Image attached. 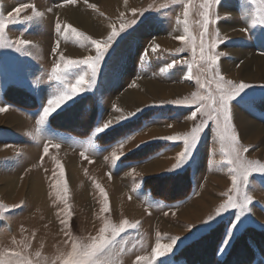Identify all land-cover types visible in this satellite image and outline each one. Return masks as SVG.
<instances>
[{"label":"rangeland","instance_id":"374dc122","mask_svg":"<svg viewBox=\"0 0 264 264\" xmlns=\"http://www.w3.org/2000/svg\"><path fill=\"white\" fill-rule=\"evenodd\" d=\"M203 2L76 0L69 4L67 0H0V14L5 21L9 13L16 15L21 4L32 5L21 11V20L40 13L33 21L8 25L0 41L13 44L0 47V108L6 109L0 112V236L7 235L10 241L0 238V264H71L76 258L73 243L79 251L93 237H99L106 224L110 230L124 220L137 227L126 228L100 254L98 264H264V174L252 172L247 185L241 184V190L251 197L243 217L236 215L237 209H229L206 223L217 211L214 205L209 206L216 199L207 191L181 210L179 205H167V200L183 196L184 186L188 189L187 175L148 178L155 192L152 196L158 202L143 200L138 207L134 202L141 195L131 193L133 182L129 183L120 172L127 168L124 163L137 157L136 153L164 150L170 143L164 137L190 138L202 121L190 160H195L200 169L214 170L219 163H225L227 170L235 167L226 162L230 158L228 145L219 139L216 122L201 113L195 120L189 119L199 106L193 102V93L206 96L215 90V84L207 83L210 73L200 68L204 63L199 54ZM185 5L189 9L187 17ZM261 9L264 4L260 0H249L247 4L242 0H220L219 5H212L210 20L215 22L209 24L204 37L205 45L215 41L213 51L221 54L215 71L225 80L249 85L230 102L232 130L239 145L248 149L244 159L258 165H264ZM58 22L60 32L56 31ZM68 25L85 38L73 36ZM113 30L119 34L109 42L90 89L87 83L81 86V91L70 95L38 123L48 100L61 92L70 94L77 75L86 70L83 65L74 67L61 73L64 82L56 80L52 69L57 63L63 67L61 53L73 60L94 57L96 48L86 37L100 40L103 46ZM179 36L186 39L181 41ZM21 39L29 44L17 51L16 41ZM57 42L59 48L53 52ZM109 121L107 129L95 132ZM143 126L150 136H142L145 141L141 151L122 154L126 147L116 150L121 139ZM173 143L177 149H184L183 139ZM113 152L122 155L119 160L109 158ZM157 164L147 172L156 171L160 162ZM232 177L228 191L234 196ZM198 179L206 181L205 177ZM213 180L223 181L220 177ZM200 215L203 217L198 226L187 227L194 231H178L187 225L182 220L193 221ZM236 219L240 222L232 228ZM250 226L256 233L239 235ZM201 228L204 233L193 237ZM174 237L178 239L172 244ZM6 244H20L19 252L5 253L2 247ZM157 244H171V251L161 248L164 255H158L153 251Z\"/></svg>","mask_w":264,"mask_h":264},{"label":"snow or ice","instance_id":"6c2138e0","mask_svg":"<svg viewBox=\"0 0 264 264\" xmlns=\"http://www.w3.org/2000/svg\"><path fill=\"white\" fill-rule=\"evenodd\" d=\"M69 4H75L76 0H67ZM127 2V0H125ZM249 0H242L243 4H247ZM252 3H255L256 0H251ZM262 4H264V0H260ZM189 3H191V0H189ZM220 4V0H204V2L200 5V8L203 9L201 12V15L203 17V20L200 22V27L202 28V31L200 33V44H199V54H200V60L204 62L201 64L200 68L201 71H207L210 73V77L207 81L208 85L215 84V90L209 92L206 96L198 95L196 93H193V102L198 103V107L195 111L191 113V116L189 119L195 120L197 118V114L201 113L203 116H206L210 120H214L217 125L218 129V136L219 139L223 142H226L228 145L227 155L230 157L227 159V163L229 165L235 164V167L233 169L234 175L232 177V192L235 193V195H229L228 200L226 203L221 204L220 207L217 209L215 216H209L207 222L215 221L218 217H221L223 213L227 212L229 209H237V216L243 217L245 213L249 210V204L251 203V197L247 194L246 191L241 190V184L247 185L249 181V176L252 172H259L261 174H264V165H258L254 162L247 161L243 157V153L247 152V148H243L239 145L238 139L232 130V116L230 111V102L242 91L247 88H249V85L246 83H234L232 80H225L224 76L220 75L218 71H215V68L217 66V60L219 59L220 53H216L213 50L216 48V42L213 41L211 44L205 45L204 37L208 35V28L210 23H214L215 21L210 20L211 16V8L212 5ZM32 7V5L29 4H21L20 7L16 9V15H12L11 13L8 14V18L5 21V18L2 14H0V41H3L4 39V32L8 25L16 24V23H25L29 21H33L35 17H38L40 15L39 12H36L34 16H24L23 20L19 18V15L23 9ZM91 7H95V5H91ZM261 12H264V9L260 10ZM189 14L188 6H184V16L187 17ZM123 16V13L121 14ZM134 23V21H133ZM260 23H264V15H261ZM186 24V20H185ZM68 28L71 29L72 35L75 36L78 39L85 38L84 34L81 32H78L76 29L72 28L71 25H68ZM62 29L60 27L59 22L56 25V31L60 32ZM123 28H121V31ZM185 32L188 31L187 27H185ZM119 33L115 30L111 32L110 35H108L106 41L104 42L103 46H101V41L92 39L91 37H86L88 41H90L91 45L95 46L96 48V55L94 57L89 56L85 57L83 59L79 60H73V59H65L63 54L61 53V60L63 61V67L59 63H57L53 69V77L61 82H64V78L61 75V73L68 72L69 69L74 67H80L81 65L86 66V70L81 71L77 77L75 85L71 88V93L68 92H61L56 97L49 99L47 104V107L43 108V114L40 116V121L38 123L43 122L52 112H54L57 108L60 107L62 103L66 99L70 98V95H75L77 92L82 90L81 86H84L86 83L90 89V86L94 83L95 77L99 70V63L104 58V54L108 49L109 42H111L114 37H116ZM179 40L184 41L186 38L185 36H179L177 37ZM192 43V50L193 55H196V45L195 41H191ZM29 44V41L27 40H18L16 41V47L17 51H20L23 46H26ZM0 47H13L12 43H2L0 42ZM158 47V45L156 46ZM156 47L153 48V51L156 50ZM59 48V42H57V45L55 48H53V52L57 51ZM85 77H88V81H85ZM189 79H192V76L190 75L188 77ZM197 83L200 84L201 88L205 87V84L200 83L199 78H197ZM210 101V103H208ZM181 103V101H169V103ZM6 109L0 108V112L5 111ZM140 109H137V112H139ZM129 116L135 115V113H129ZM109 123H106L103 125V127H97L95 129L96 133L103 132L104 129H107L109 127ZM203 121L201 126L195 127L191 134L190 138L188 136L185 137H178V136H169L164 137V139L167 140H178L183 139L184 140V151L180 154V157L178 158L177 165L174 167H180L183 163L187 162V158L191 154L192 150L195 148L197 141L199 139L198 133L202 131ZM125 141H120V145L123 146V143ZM56 147H59V145H56ZM44 152H48V148H44ZM83 154V153H82ZM113 157L115 159H118L116 157V153H112ZM61 174H63V169H61ZM101 192L103 193V189H101ZM107 197L105 196V200ZM107 211V207L104 209ZM240 222L239 219H236V223H233L231 225L232 228L236 227V224ZM137 227V224H129L127 220H124L119 227L111 226L109 230V225L106 224L104 228L100 229V235L99 237H93L92 242L84 247H80V250L77 251V248L79 247L75 243H73V252L75 254V259L71 262V264H98V259L100 254H102L105 249H107L110 245L114 243L116 238L123 232L126 231V228H135ZM109 232L108 236H105V232ZM178 238H172V244H175ZM161 248H164V251H171V244L167 246H162L160 244H157L156 248L153 249L154 253L158 255H164V251H160ZM123 251V249H121ZM143 259V257H141Z\"/></svg>","mask_w":264,"mask_h":264},{"label":"crops","instance_id":"0c3cea01","mask_svg":"<svg viewBox=\"0 0 264 264\" xmlns=\"http://www.w3.org/2000/svg\"><path fill=\"white\" fill-rule=\"evenodd\" d=\"M147 129L145 126H143L138 131L133 132L129 134L127 137L121 139L120 141L123 140L125 142L123 143V146H121L120 141H119L118 142L119 146L116 148V150L118 151L120 148L126 147V149L124 148L125 152H122V154L140 151L141 148L144 146V141H145V140L142 141L143 140L142 136H145V137L150 136L146 131ZM168 141L170 143L167 144L165 149L161 150L160 152H157V150H154L155 152H148V153L141 154V155H138L136 153L137 157L130 159L127 163H124V165L127 166V168L124 167L120 171L122 175H124L125 177H127V179L130 180L128 181L129 183L132 184L133 182L132 186L130 187V189L132 190L131 193H134L135 196H138L137 193L141 195V197L138 196L139 198H137L136 199L137 201L134 202L137 204L136 206L139 207V205L143 204L142 203L143 200H145L146 202L147 201L151 202V200H153L154 203L158 202L156 201V198L152 196V194L155 195V192H153L154 188L151 182H147L148 178H151V177L169 178V177H173L176 174H180L183 172H185L187 174L186 177H188V181H187L188 189H186L185 186L182 188L183 196L181 198H176L175 200L166 199L169 202V204L167 205L169 206L179 205V209L181 210L184 207H186V205L188 206L190 205V203H193V201L199 198L204 191L205 192L207 191L208 195H211L216 199L209 206L212 207L214 205L218 209L221 204L226 203L228 200V196H229L228 188H230L229 186L231 182V176H233V175L230 176V173H232L233 171L230 169L227 170V165L225 163L224 164L219 163V165H215L216 167L214 168V170L203 169V168L200 169L199 166L194 164L195 160L193 161L190 160V156L187 158L186 163H183L180 167H174L175 165H177L178 158L180 157V154L184 151V149L183 147L180 149H177V146H174V143H173L174 140L172 142L170 140ZM178 144H180V142H178ZM119 156H122V155L118 154V156H116L118 157V160H119ZM109 158H112L115 160V158L112 156H109ZM157 162H160L159 168L154 172H147L149 168L153 166H157L158 165ZM198 177H205L206 178L205 183H202L201 179L199 180ZM213 177H216V178L220 177L222 178L223 181L221 183L219 182L217 183V181L213 180ZM185 189L186 191H184ZM152 204L153 203H151V205ZM151 205H146V206H148L149 208H152ZM202 215H200V217H198L196 220H193V221L182 220L186 222L187 224L185 225L186 228L182 227L181 229H178V231L186 232V234L187 232L188 233L191 232V230L194 231L193 229L189 230L187 227L198 226L199 219L203 217ZM202 224H205V223L202 222ZM203 229L204 228H201L200 230H197L195 233H193V237L199 235V233L204 231ZM6 236L7 235L3 234V236L1 235L0 238H4L7 242L9 240L7 239ZM2 249H4L3 251H5V253L9 252L10 250H13V253H18L20 249V244L15 247H13V245L8 246L6 244L5 246L2 247ZM14 251H17V252H14Z\"/></svg>","mask_w":264,"mask_h":264},{"label":"trees","instance_id":"16d2710c","mask_svg":"<svg viewBox=\"0 0 264 264\" xmlns=\"http://www.w3.org/2000/svg\"><path fill=\"white\" fill-rule=\"evenodd\" d=\"M141 150H142V148H141ZM141 150H140V151H141ZM184 175H187V174H186L185 172H183V173L176 174L175 176H173V177H169V178L183 177ZM219 225H220V224H219ZM219 225H218V226H219ZM218 226H217V227H218ZM217 227H216V228H217ZM214 229H215V228H214ZM255 230H256L255 228H252V227L250 226V227H247L246 230H245L244 232L240 233L239 235L245 234V233H247V232H248V233H249V232H251V233H256ZM257 231H258V230H257ZM258 232H260V231H258ZM259 234H260V233H259ZM239 235H238V236H239ZM213 256H214V255H213ZM214 257H215V259L217 260V258H216L217 256H214ZM216 260H215V261H216Z\"/></svg>","mask_w":264,"mask_h":264},{"label":"bare ground","instance_id":"6f19581e","mask_svg":"<svg viewBox=\"0 0 264 264\" xmlns=\"http://www.w3.org/2000/svg\"><path fill=\"white\" fill-rule=\"evenodd\" d=\"M114 2H116V1H114ZM69 12H71V16L73 17V16H74V15H73V10H69ZM74 14H75V13H74ZM76 15H77V14H75V16H76ZM75 16H74V19L77 18V17H75ZM96 30H97V29H96ZM98 30H99V29H98ZM98 34L101 35L102 32L99 30ZM191 214H192V213H191Z\"/></svg>","mask_w":264,"mask_h":264}]
</instances>
